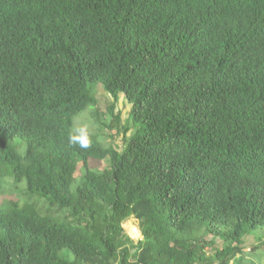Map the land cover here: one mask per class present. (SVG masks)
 <instances>
[{
	"label": "trees",
	"instance_id": "obj_1",
	"mask_svg": "<svg viewBox=\"0 0 264 264\" xmlns=\"http://www.w3.org/2000/svg\"><path fill=\"white\" fill-rule=\"evenodd\" d=\"M97 84L138 125L104 124L121 149L69 142ZM4 176L48 213L0 207V264H241L264 227V0H0Z\"/></svg>",
	"mask_w": 264,
	"mask_h": 264
},
{
	"label": "rangeland",
	"instance_id": "obj_2",
	"mask_svg": "<svg viewBox=\"0 0 264 264\" xmlns=\"http://www.w3.org/2000/svg\"><path fill=\"white\" fill-rule=\"evenodd\" d=\"M97 104L92 107L88 106L83 111L76 113L73 116L71 131L74 134H79L81 128H86L88 137L99 141L104 147H115L121 149L124 145V138L120 132H117V127L109 130L104 124L115 123L118 127L129 125V135L138 125H131L128 120L130 105L120 96L117 100L104 91L101 84L92 87ZM20 155L24 152V143L19 139H14L11 143ZM79 165L75 176L80 174ZM88 168L92 171L110 170L109 159L103 160H88ZM25 183H14L10 177H0V207L9 200H15L20 205L24 203L34 205L40 215L48 213V204L43 198L28 197L24 194ZM124 233L128 235L134 242L141 239L138 221L133 217H128L122 222ZM244 257L241 264H264V227H258L253 233L244 236ZM59 256L66 260L72 261L73 254L67 250H61Z\"/></svg>",
	"mask_w": 264,
	"mask_h": 264
},
{
	"label": "clouds",
	"instance_id": "obj_3",
	"mask_svg": "<svg viewBox=\"0 0 264 264\" xmlns=\"http://www.w3.org/2000/svg\"><path fill=\"white\" fill-rule=\"evenodd\" d=\"M69 142L74 145L78 144L81 149H87L90 146V141L86 128H81L78 135L70 136Z\"/></svg>",
	"mask_w": 264,
	"mask_h": 264
}]
</instances>
